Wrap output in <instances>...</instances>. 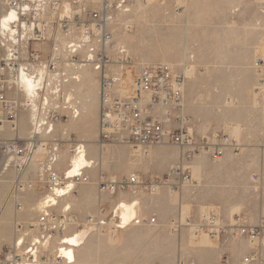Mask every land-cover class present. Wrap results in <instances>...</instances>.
Segmentation results:
<instances>
[{
    "label": "rangeland",
    "instance_id": "rangeland-1",
    "mask_svg": "<svg viewBox=\"0 0 264 264\" xmlns=\"http://www.w3.org/2000/svg\"><path fill=\"white\" fill-rule=\"evenodd\" d=\"M84 2L91 10L101 4V0ZM110 14L112 40L105 75L120 77L112 82L114 87L125 88L128 83V88L145 64L164 62L183 74L184 112L195 145L190 157L183 156L184 150L171 142L138 147L110 142L101 149L99 111L96 124L89 123V111L98 97L87 99L90 88L82 93L84 97L78 93L85 70L98 80L100 72L93 65L65 68L70 75L81 76L66 88L71 109L62 110L51 133L41 137L59 142L54 168L60 174L76 157L68 150L70 141L82 144L86 159L92 162L82 169L88 182L55 198L49 209L74 220L64 237L85 234L73 249L72 264H175L179 257L196 264H237L250 251L252 244L247 239L209 236L204 230L196 233L193 225L201 214L208 213L222 224L239 216L244 224L253 225L264 217V0H132ZM80 108L86 113L75 118ZM22 114L19 131L22 118L27 131L18 135L27 138L29 117ZM0 129L9 132L7 125ZM7 137L0 133V138ZM89 137L93 142H86ZM217 149L222 154L214 157ZM45 155V149L38 151L39 159ZM132 175L143 183L113 195L99 192L100 177L118 180ZM24 186L20 210L12 205L8 192L0 201V254L14 244V220L27 233L18 243L23 241L20 249L41 233L39 206H43L45 192L33 199L29 194L37 184ZM134 201L136 216H154L155 224L111 225L113 210ZM89 215L93 222L87 221ZM59 239L57 234L52 236L46 257L54 256L62 246ZM42 261L40 264H51Z\"/></svg>",
    "mask_w": 264,
    "mask_h": 264
},
{
    "label": "built area",
    "instance_id": "built-area-1",
    "mask_svg": "<svg viewBox=\"0 0 264 264\" xmlns=\"http://www.w3.org/2000/svg\"><path fill=\"white\" fill-rule=\"evenodd\" d=\"M131 1L101 0L100 7L91 10L84 0H0V127L7 125L12 134L0 138L4 157L2 171L10 167L18 172L8 197L20 210L19 197L25 186L19 175L33 161L39 147L44 148L46 155L39 163L37 179L43 184L42 202L47 209L38 219L39 242L30 239L22 249L27 233L23 231V225L14 220V244L5 254H0V264H40L43 258L51 264L73 263L60 247L52 257L44 254L56 234L61 247L69 246L71 250L77 247L63 242L68 225L75 223L74 220L53 214L49 209L52 197L66 196L75 192L77 185L88 182L83 170L73 175H68L66 170L60 174L54 168L59 158V142L41 137L43 133H51L53 125L63 116L62 110L71 109L66 88L72 81L78 82L80 77L70 75L65 68L77 64L93 65L100 72L98 143L101 149L110 142L131 147L171 142L184 150L183 156H192L195 142L189 127L190 119L184 112L183 74L175 73L164 62L145 64L133 76L128 88L114 87L112 81H118L120 77L105 75L109 66L107 48L112 40L110 12ZM27 78L31 83L28 92L24 89ZM21 113L29 117L30 132L24 143L18 144ZM2 131L0 129V133ZM70 142L68 150L73 156L84 153L78 149L80 144ZM221 154L222 150L217 149L214 157ZM171 171L177 173L179 169ZM180 173L184 175L182 171ZM142 183L135 175L118 180L102 176L98 189L113 195L118 190L138 187ZM26 187H31V182H26ZM57 189L62 190L60 195ZM110 220L114 227L123 225L114 210ZM87 221L93 222L94 218L89 215ZM155 222L154 216H133L129 223L153 225ZM193 227L194 232L204 230L209 236L222 234L230 239H247L252 246L237 264H264V217L253 225L244 224L239 216L222 224L215 214L208 213L201 214ZM175 264L196 263L179 257Z\"/></svg>",
    "mask_w": 264,
    "mask_h": 264
},
{
    "label": "crops",
    "instance_id": "crops-1",
    "mask_svg": "<svg viewBox=\"0 0 264 264\" xmlns=\"http://www.w3.org/2000/svg\"><path fill=\"white\" fill-rule=\"evenodd\" d=\"M84 73L83 74H84L85 79L82 81L81 80L79 81L82 83V86L80 87V90H78V93H81V95L83 96L82 93H84V91L86 89L90 88L87 99H89L90 101L91 100L93 101V100H95L96 97H98L99 80L95 74L91 73L90 70H85ZM126 85L128 86V83ZM72 90H73V88H72ZM85 107H87V106H85ZM98 111H99V99H98V103L94 104V106L92 108V112L89 111V115H92L89 118V123L92 122V124L93 123L96 124ZM82 113H86V111L82 112V110L80 108V112L78 113V116L75 118L80 117V115ZM21 116H24V114L21 113L20 117ZM65 129H67V128H65ZM3 130H4V131H2L3 135H5V136L12 135L10 132L6 131L5 129H3ZM26 131H27V122L24 118H22L21 123H20L19 133L24 134ZM25 139L26 138H20L18 140V144L24 143ZM81 140L84 141V139H81ZM86 142H88V143L93 142V139L89 137V138H87ZM63 147H64V144H63ZM40 150H44V149H42L40 147ZM41 160H43V158L39 159L38 158V152H37L35 154V158L33 159V161L30 164H28V166L24 169V171L19 175V178L21 179L22 182H33V183L37 184L36 189L29 194L30 196H32L33 199L39 197L44 191L43 184H41L39 182V180L37 179V170H38V166H39V163L41 162ZM3 162H4V157L0 155V177L4 173V170L2 171ZM89 162L91 164V161H89ZM6 171L7 172L5 173V179L0 181V201H2L5 198V193L9 192V188L11 186V183L18 176V172L14 168H8V169H6ZM23 200H24V193H22L19 197V201L21 203L24 202ZM12 205L15 206L14 201H12ZM2 226L6 227L5 222H3V221H2Z\"/></svg>",
    "mask_w": 264,
    "mask_h": 264
},
{
    "label": "bare ground",
    "instance_id": "bare-ground-1",
    "mask_svg": "<svg viewBox=\"0 0 264 264\" xmlns=\"http://www.w3.org/2000/svg\"><path fill=\"white\" fill-rule=\"evenodd\" d=\"M111 19V18H110ZM122 47V46H121ZM260 60H263V59H260ZM189 69H190V67H189ZM191 71V70H190ZM189 71V72H190ZM189 72H187V73H189ZM95 73V72H94ZM77 77L79 78L80 77V75L78 76L77 75ZM114 81H116V80H114ZM114 81H112V82H114ZM114 83H116V82H114ZM25 85H24V89L28 92V88H29V86L31 85V83H30V80H29V78H27V81L24 83ZM116 85V84H115ZM118 87H120V86H118ZM126 87H127V85H126ZM71 94H69V99L71 98V96H70ZM75 115H74V117L77 115V113H74ZM77 117V116H76ZM1 128V127H0ZM81 145L82 144H80L79 146L80 147H78V149H79V151H84V153H81L80 155H76V157H74L73 159H71L70 161H69V165H68V167L70 166V168H68V169H66V173L68 174V175H73L74 173H76V172H79V170H82L83 168H87L88 166L90 167L91 166V164H90V162L86 159V157H85V150H84V148L83 147H81ZM42 148V147H41ZM42 149H44V148H42ZM38 151H40V147H39V149H38ZM37 151V152H38ZM144 153H147V151H144ZM92 163V162H91ZM88 167V168H89ZM23 183H26V182H23ZM56 192H57V194L58 195H60V193L62 192V190H60V189H57L56 190ZM62 197V196H61ZM55 198H58V197H52L51 198V204H52V206L55 204V201H54V199ZM43 204V203H42ZM136 204H137V202L136 201H134V202H132V203H121L115 210H114V213L115 214H118L119 213V217H120V220H121V223L123 224L122 225V227H125L128 223H129V221L131 220V218L133 217V216H136V214H137V212H136ZM68 207V206H67ZM119 207H120V211H119ZM39 209L41 210L40 212L42 213V212H47V209H44V204H43V206L42 207H39ZM121 209L123 210V212H121ZM119 211V212H118ZM122 213V214H121ZM64 214V213H63ZM86 228V227H85ZM73 235V234H72ZM83 235H85L83 232H81V233H77V234H75V235H73V236H71V237H65L64 238V240H63V242H66V243H69V244H71V245H75V246H77L78 245V243H79V240L81 239V237L82 238H84L83 237ZM33 241L34 242H36V241H38V237H36V238H33ZM39 242V241H38ZM80 242H81V240H80ZM19 243H20V241H19ZM252 246V245H251ZM250 246V247H251ZM60 250H61V252L67 257V258H69V259H72L73 260V262H74V255H73V249L71 250L70 248H69V246H67V247H60L59 248ZM46 251V250H45ZM51 257V256H50ZM43 262V261H42Z\"/></svg>",
    "mask_w": 264,
    "mask_h": 264
}]
</instances>
